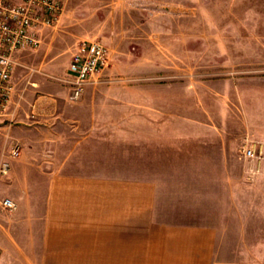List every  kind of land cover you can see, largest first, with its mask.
Here are the masks:
<instances>
[{
  "label": "rangeland",
  "instance_id": "rangeland-1",
  "mask_svg": "<svg viewBox=\"0 0 264 264\" xmlns=\"http://www.w3.org/2000/svg\"><path fill=\"white\" fill-rule=\"evenodd\" d=\"M82 39L103 42L109 54L86 84L99 86L90 99L148 102L156 116L181 117L186 130L209 135L214 148L225 139L230 171L199 173L191 202L178 205L174 219L216 224L228 258L264 264V168L260 157L241 155L251 145L264 156V0H66L38 46L16 54L13 115L0 120V160L19 142L6 128L16 105L69 100L67 64ZM12 176L0 175V199ZM10 218L0 216L13 232Z\"/></svg>",
  "mask_w": 264,
  "mask_h": 264
},
{
  "label": "crops",
  "instance_id": "crops-1",
  "mask_svg": "<svg viewBox=\"0 0 264 264\" xmlns=\"http://www.w3.org/2000/svg\"><path fill=\"white\" fill-rule=\"evenodd\" d=\"M95 88L15 106L6 128L21 151L7 196L17 206L0 204L14 221L11 232L0 219V264H260L228 258L220 226L174 219L199 173L230 171L225 139L214 148L183 118L156 116L148 102L90 99Z\"/></svg>",
  "mask_w": 264,
  "mask_h": 264
},
{
  "label": "built area",
  "instance_id": "built-area-1",
  "mask_svg": "<svg viewBox=\"0 0 264 264\" xmlns=\"http://www.w3.org/2000/svg\"><path fill=\"white\" fill-rule=\"evenodd\" d=\"M65 2L66 0H0V117L13 114L8 109L14 91L12 71L16 65L17 52L38 46L42 29L59 20ZM108 55L107 46L99 40L82 39L77 43L67 68L71 83L69 100H76L82 95L85 85L95 80L106 67ZM20 151V143L14 142L8 157L0 160V175L9 172V158L17 157ZM241 155L252 159L260 157L259 168H264V156L257 155L251 145L244 146ZM0 204L7 211L17 206V202L9 196L2 197Z\"/></svg>",
  "mask_w": 264,
  "mask_h": 264
}]
</instances>
